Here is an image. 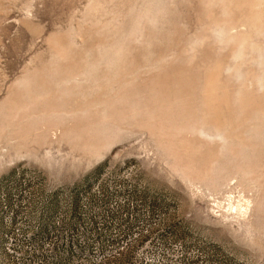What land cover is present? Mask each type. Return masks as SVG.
I'll return each instance as SVG.
<instances>
[{
    "label": "rangeland",
    "instance_id": "obj_1",
    "mask_svg": "<svg viewBox=\"0 0 264 264\" xmlns=\"http://www.w3.org/2000/svg\"><path fill=\"white\" fill-rule=\"evenodd\" d=\"M0 264H264V0H0Z\"/></svg>",
    "mask_w": 264,
    "mask_h": 264
}]
</instances>
